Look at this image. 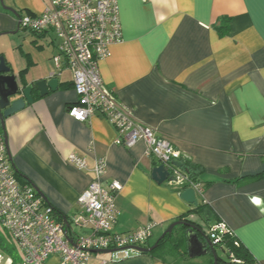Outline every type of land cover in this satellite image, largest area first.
Masks as SVG:
<instances>
[{"label":"crops","instance_id":"obj_1","mask_svg":"<svg viewBox=\"0 0 264 264\" xmlns=\"http://www.w3.org/2000/svg\"><path fill=\"white\" fill-rule=\"evenodd\" d=\"M118 1L124 40L100 62L104 84L138 121L170 139L183 159L202 169L198 178L205 189L197 197L212 215H190L195 206L182 199L177 185L153 179L160 163L146 154L143 142L127 149L116 143L117 131L105 117L85 122L71 117L68 107L78 96L65 69L57 76V91L41 97L34 90V102L5 120L19 181L38 190L57 212L74 215L95 179V162L104 159L103 186L114 180L123 185L115 197L120 213L114 232L157 223L151 247L182 217L190 215L192 223L208 228L223 221L264 264V0ZM24 7L29 15L45 9L44 4ZM17 21L0 1V35L16 31ZM32 34L40 54L46 47L55 53L52 39L50 46L45 42L48 35ZM0 54L25 85L55 72L47 59L30 51L22 53L26 63L19 70L1 47ZM70 154L84 158L88 168L70 162ZM177 227L154 254L93 252L88 264H211L212 257L196 261L213 255L205 237L198 234L209 253L191 257L189 227ZM45 264H60V257L51 255Z\"/></svg>","mask_w":264,"mask_h":264},{"label":"built area","instance_id":"obj_2","mask_svg":"<svg viewBox=\"0 0 264 264\" xmlns=\"http://www.w3.org/2000/svg\"><path fill=\"white\" fill-rule=\"evenodd\" d=\"M40 14L21 17L20 29L48 35L55 53L56 67L52 77L64 69L72 73L78 101L68 107L71 117L80 122L95 115L105 117L116 129V143L127 149L138 142L146 145V154L170 172L166 182L185 185L187 176L174 161L182 162V154L170 139L137 120L132 110L120 103L102 79L100 62L111 56L110 47L123 42V29L118 0H48ZM68 159L80 169L87 161L75 154ZM95 179L79 197L80 209L68 219H60L53 207L30 185L22 184L13 168L5 135L0 131V227L15 242L21 264H45L51 255L60 264H88L93 250L123 247H147L157 223L130 232L117 233L113 228L119 209L115 202L123 185L112 181L104 187L106 161L98 159L93 168ZM196 195L204 190L193 184ZM74 226L84 233L76 232ZM234 234L228 225L218 221L206 232L212 245L226 254L231 264H242L235 254L225 249L224 236ZM0 250V264L5 260Z\"/></svg>","mask_w":264,"mask_h":264},{"label":"water","instance_id":"obj_3","mask_svg":"<svg viewBox=\"0 0 264 264\" xmlns=\"http://www.w3.org/2000/svg\"><path fill=\"white\" fill-rule=\"evenodd\" d=\"M0 1L2 4H4L3 0ZM4 8L9 10L11 13H13V15L18 20L17 30L12 32V33H16L17 31L20 30L21 16L14 8H10V7H4ZM3 34H7V33H3ZM58 88H59V79L56 76L55 77L50 76L38 80L34 83H30L28 85L23 84L21 78L12 72V69L8 65L4 55L0 54V120L3 131L5 132L6 130V124H5L6 118L23 110L27 105H30L34 102V97L32 95L34 90L38 91L40 96L43 97L48 95L50 91L52 92L57 91ZM4 135L7 143L6 132ZM173 163L178 167H182L183 165L181 161H174ZM169 176H170V172L168 171V168L165 167V165H159L158 167H155L152 171L153 179L159 184L165 183L169 178ZM181 197L187 203L192 204L194 206H197L199 203L198 197L196 195V191L193 188H189L183 191L181 193ZM208 214L212 215L210 210L205 211L204 218H207ZM179 225L189 227V230L187 232L188 233L187 239H188V249L190 256L198 257L204 254L206 255L209 253L210 250L211 253L213 254L214 264H218V257L215 248L212 245L211 241L208 239L203 227H200L195 223L185 220L175 221L172 224H170L167 230L164 232V234L151 247H138V246L123 247V248L107 249V250L105 249L93 250V252L110 254L126 249H133L139 252H152L153 250L158 248L159 240L163 239L167 234H172L174 228ZM198 234L205 237L206 244H208L210 248L209 250L204 249L206 244L200 242L198 238Z\"/></svg>","mask_w":264,"mask_h":264},{"label":"rangeland","instance_id":"obj_4","mask_svg":"<svg viewBox=\"0 0 264 264\" xmlns=\"http://www.w3.org/2000/svg\"><path fill=\"white\" fill-rule=\"evenodd\" d=\"M3 3L4 4H2V5L4 7H10V8L12 7L15 10H18L22 16H28L30 14V12L27 9H25V7H24L26 3H32L37 8H40V6L42 4H44V6L46 7L48 4V0H3ZM19 4H21L22 6ZM17 5H19L20 7H18ZM32 39H37L34 34H32L31 32H29L27 30L20 29L16 33H9V34L0 35V47L2 50H4V52L10 58V60H12V62L14 63V67L18 70L23 68V66L26 63V60L22 56V53H24V52L27 53L29 51L32 52L34 54V57L37 59L38 58L47 59V61L52 66V68H55V70H56V67L53 63V60L50 59V57L52 58L53 53H54L52 47H51V51H50V49H48V47H46L45 53L40 54L38 47L32 43ZM50 41H51L50 37L46 38V40H45V42L49 46H50ZM19 46H20V48H19ZM53 47H54V45H53ZM20 49H22V50H20ZM64 77H66V76H64ZM203 228L206 232L209 229L208 227H203ZM74 229L76 232H80L81 234L83 233V231H81L79 228H77L75 226H74ZM0 230L2 231V233H4V235H7L6 232L1 227H0ZM188 230H189V228L185 229L186 239H187V235H188V233H187ZM177 232H179V230H176L174 235ZM168 239H171V238H168ZM187 243H188V239H187ZM215 249L217 251L218 256H220L223 260V261H220L219 264H229L228 263V261H229L228 257L220 249V247L217 246ZM211 257L213 258V255L212 256H202V257H199L196 261L197 262L198 261L199 262H206ZM11 260H12L11 257L6 255L3 264H9V263H11Z\"/></svg>","mask_w":264,"mask_h":264},{"label":"trees","instance_id":"obj_5","mask_svg":"<svg viewBox=\"0 0 264 264\" xmlns=\"http://www.w3.org/2000/svg\"><path fill=\"white\" fill-rule=\"evenodd\" d=\"M0 131L5 134V132L2 129L1 120H0ZM182 163H183V165L181 167V171L184 173V175L187 176L188 182L185 185H181V186L177 185L179 187L178 190L182 193L186 189L191 188V186L193 184H200L204 190L205 188H204L202 182L200 181V179L198 178V176L202 172V169L199 166H197V165L193 164L192 162L187 161L183 158H182ZM18 178H19V176H18ZM44 201H45V199H44ZM45 203L48 204L46 201H45ZM206 207H207L206 204L199 201L198 205L194 207V209L190 213V215L194 216V213H196V214L202 216V214H204L206 211ZM54 211L60 219H68V217H69V216L62 215L61 213L57 212L55 209H54ZM190 215H188L186 217H182L180 220L192 222L189 219ZM198 226L202 227L201 225H198ZM171 237H172V234H167L163 239L159 240V246L158 247H160L161 244L168 242V240H169L168 238H171ZM223 244H224L225 249L233 252L235 254V256L237 257V259H239L242 264H258V262L251 257V255L243 247V245L240 244L239 240L236 238V236L234 234L227 233L224 236ZM157 249L158 248L153 250L151 253L154 254L157 251ZM0 250L5 255L11 257V259L13 260V262L15 264L19 261L20 255H19V251H18V248H17L15 242L11 239V237L8 234L4 235V233H2L1 230H0ZM215 251H216V249H215ZM216 253H217V251H216ZM217 257H218V264H219V262L223 261V260L220 256H218V254H217ZM228 263L231 264L230 262H228ZM211 264H214V260L211 261Z\"/></svg>","mask_w":264,"mask_h":264}]
</instances>
